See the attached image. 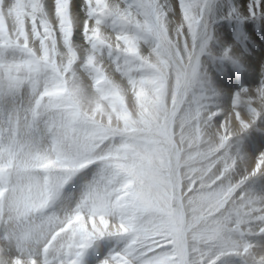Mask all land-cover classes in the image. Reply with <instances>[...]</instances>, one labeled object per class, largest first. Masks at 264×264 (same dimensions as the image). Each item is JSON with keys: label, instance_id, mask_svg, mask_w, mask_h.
I'll use <instances>...</instances> for the list:
<instances>
[{"label": "snow or ice", "instance_id": "1", "mask_svg": "<svg viewBox=\"0 0 264 264\" xmlns=\"http://www.w3.org/2000/svg\"><path fill=\"white\" fill-rule=\"evenodd\" d=\"M0 264H264V0H0Z\"/></svg>", "mask_w": 264, "mask_h": 264}]
</instances>
